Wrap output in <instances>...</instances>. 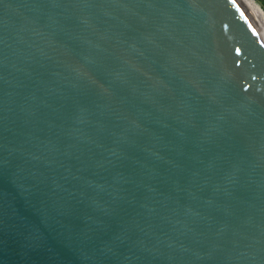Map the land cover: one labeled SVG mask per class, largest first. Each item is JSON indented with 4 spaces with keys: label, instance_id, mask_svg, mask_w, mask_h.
<instances>
[{
    "label": "water",
    "instance_id": "water-1",
    "mask_svg": "<svg viewBox=\"0 0 264 264\" xmlns=\"http://www.w3.org/2000/svg\"><path fill=\"white\" fill-rule=\"evenodd\" d=\"M0 264H264L256 18L0 0Z\"/></svg>",
    "mask_w": 264,
    "mask_h": 264
},
{
    "label": "bare ground",
    "instance_id": "bare-ground-1",
    "mask_svg": "<svg viewBox=\"0 0 264 264\" xmlns=\"http://www.w3.org/2000/svg\"><path fill=\"white\" fill-rule=\"evenodd\" d=\"M248 13L253 15L264 30V8L257 0H235Z\"/></svg>",
    "mask_w": 264,
    "mask_h": 264
},
{
    "label": "rangeland",
    "instance_id": "rangeland-1",
    "mask_svg": "<svg viewBox=\"0 0 264 264\" xmlns=\"http://www.w3.org/2000/svg\"><path fill=\"white\" fill-rule=\"evenodd\" d=\"M257 2L262 6V8H264V2H263V0H257Z\"/></svg>",
    "mask_w": 264,
    "mask_h": 264
},
{
    "label": "snow or ice",
    "instance_id": "snow-or-ice-1",
    "mask_svg": "<svg viewBox=\"0 0 264 264\" xmlns=\"http://www.w3.org/2000/svg\"><path fill=\"white\" fill-rule=\"evenodd\" d=\"M233 3H235V0H232Z\"/></svg>",
    "mask_w": 264,
    "mask_h": 264
},
{
    "label": "flooded vegetation",
    "instance_id": "flooded-vegetation-1",
    "mask_svg": "<svg viewBox=\"0 0 264 264\" xmlns=\"http://www.w3.org/2000/svg\"><path fill=\"white\" fill-rule=\"evenodd\" d=\"M263 2H264V0H263Z\"/></svg>",
    "mask_w": 264,
    "mask_h": 264
}]
</instances>
